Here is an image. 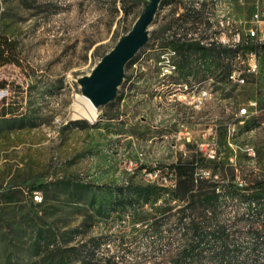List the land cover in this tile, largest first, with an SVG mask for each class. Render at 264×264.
<instances>
[{
    "label": "rangeland",
    "instance_id": "374dc122",
    "mask_svg": "<svg viewBox=\"0 0 264 264\" xmlns=\"http://www.w3.org/2000/svg\"><path fill=\"white\" fill-rule=\"evenodd\" d=\"M197 1H161L148 43L126 66L116 99L97 108L92 123L75 117L80 80L133 29L151 0H0V38L13 41L19 60L0 64V84H7L0 88V264H43L37 257L41 235L59 245L73 237L71 247L100 237L105 254L115 251L117 234L128 223L84 213L66 189L70 181L95 184L109 210L110 195L102 186H168L167 173L148 169L205 154L204 143L215 145L209 147L217 151L215 161L224 165L227 180L249 182L264 174V78L246 74L239 86L223 79L218 50L185 57L168 44L179 28L181 40L188 39L184 32L192 27L178 19L191 20L188 10ZM225 2L235 25L248 28L256 0ZM206 6L216 20L219 1L206 0ZM240 56V48L227 52V58ZM166 63L176 69L161 77ZM234 64L242 67L238 59ZM200 83L213 98L196 110L182 96ZM250 100L262 111L238 117ZM232 124L234 136L228 131ZM249 147L256 159L248 156ZM32 184L46 187L32 193ZM159 204L144 209L152 213ZM148 241L135 240L125 260L149 264Z\"/></svg>",
    "mask_w": 264,
    "mask_h": 264
},
{
    "label": "trees",
    "instance_id": "16d2710c",
    "mask_svg": "<svg viewBox=\"0 0 264 264\" xmlns=\"http://www.w3.org/2000/svg\"><path fill=\"white\" fill-rule=\"evenodd\" d=\"M189 11L193 13L192 6ZM183 19L185 23L191 21L187 15L179 16L178 21ZM170 46L185 57L198 51L202 56L216 54L194 43L171 41ZM252 48L243 46V51ZM221 53L217 51L218 55ZM8 63H19L15 46L12 40L0 38V64ZM6 86L5 82L0 84V88ZM10 109V106L3 108V115L7 116ZM207 169L209 175L205 176L203 172ZM148 170L167 173L171 184L166 186V182L157 188L132 183L102 186L110 195L109 210L107 202L99 200L95 184L68 182L66 189L84 213L122 220L129 227L127 224L119 230L115 251L110 255L101 250L100 237L90 242L82 240L78 246L71 247L73 237L66 245H59L57 240L49 241L41 235L38 263L136 264L128 263L125 256L135 240L145 237L149 240L145 255L149 264H264V174H257L249 182H236L235 176L227 180L224 165L198 151L185 161L158 164ZM45 187L32 184L30 190L35 193ZM229 201L233 202L232 206ZM158 202V208L152 213L144 209ZM242 204L246 205L244 211L240 208ZM228 207L233 209L230 216Z\"/></svg>",
    "mask_w": 264,
    "mask_h": 264
},
{
    "label": "built area",
    "instance_id": "2783aa9c",
    "mask_svg": "<svg viewBox=\"0 0 264 264\" xmlns=\"http://www.w3.org/2000/svg\"><path fill=\"white\" fill-rule=\"evenodd\" d=\"M220 3V13L216 14V21H209L208 7L206 0H199L192 4L193 17L189 22L191 29H185L184 33H188V40H181L179 31L174 36L168 37L170 42L174 41L178 44L194 43L203 44L208 51H216L219 49H229L232 47H241L240 57H228L222 60L223 79L239 86L246 84V74L250 76H262L264 78V0H256L255 11L252 18L248 21V28L236 26L237 23L230 17L225 0H214ZM188 23H184L187 25ZM236 24V25H235ZM215 29H222V34H226V42H219L218 36H215ZM243 29L245 32H243ZM245 33V34H244ZM243 46H253L252 49L244 53ZM199 54L201 52H198ZM176 54L179 52L176 49ZM240 60L241 68L234 64L235 60ZM228 69L225 71V68ZM167 69H161L160 76L167 77L172 75ZM224 81V80H223ZM184 100H194L197 105H204L213 98L210 90H195L192 95L182 96ZM262 110L260 104L256 100H250L242 107L238 113V117H248V115H257ZM235 127V124L229 126V132ZM201 146H208L204 156L209 160H216L217 151L209 146H215L211 143H204ZM250 146V145H249ZM252 146V145H251ZM251 159H256V151L253 147H249Z\"/></svg>",
    "mask_w": 264,
    "mask_h": 264
},
{
    "label": "water",
    "instance_id": "95a60500",
    "mask_svg": "<svg viewBox=\"0 0 264 264\" xmlns=\"http://www.w3.org/2000/svg\"><path fill=\"white\" fill-rule=\"evenodd\" d=\"M162 0H151L133 29L99 62L93 72L80 80L82 94L96 108L113 102L122 84L126 66L146 46L149 27L154 21Z\"/></svg>",
    "mask_w": 264,
    "mask_h": 264
},
{
    "label": "bare ground",
    "instance_id": "6f19581e",
    "mask_svg": "<svg viewBox=\"0 0 264 264\" xmlns=\"http://www.w3.org/2000/svg\"><path fill=\"white\" fill-rule=\"evenodd\" d=\"M208 19H209V21H216L214 16L210 12H208ZM215 36H218V41L219 42H226V34H222V29H215ZM198 45L200 47L205 48V45H203V44H198ZM239 48L241 49V47H232V48H229V49H219L222 52L220 56L224 60V59L227 58V52L229 50H238ZM172 53L176 55V50H174ZM200 65L202 66V68L206 69L207 67H209V62H201ZM163 69H167L169 71H172V70L174 71L176 69V66H175V64L173 65V64H170V63H166V65L163 66ZM202 84L203 83H200V84L196 85L194 87V89L192 90V93H189V95H192L193 93H195L196 89L197 90H208V89H206L204 87L200 88V86H202ZM188 101L190 102L191 106L194 109H196V110L200 109L203 106V105L195 104L194 100H188ZM97 112H98V109L94 106V104L91 102V100L89 98L85 97L84 95H77L75 97L74 113H75V117L77 119L83 118V119H86V120L91 121L92 123H94L97 120V117H98V113ZM237 132H238L237 126L235 125V127L229 133H230L231 136H234V135L237 134ZM246 152H247L248 156L250 157L249 148L246 150Z\"/></svg>",
    "mask_w": 264,
    "mask_h": 264
}]
</instances>
